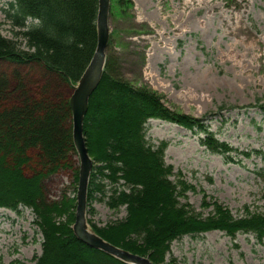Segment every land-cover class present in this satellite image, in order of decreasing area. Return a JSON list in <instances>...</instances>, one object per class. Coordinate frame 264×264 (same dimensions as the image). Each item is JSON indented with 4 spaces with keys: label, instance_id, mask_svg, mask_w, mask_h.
Wrapping results in <instances>:
<instances>
[{
    "label": "trees",
    "instance_id": "obj_1",
    "mask_svg": "<svg viewBox=\"0 0 264 264\" xmlns=\"http://www.w3.org/2000/svg\"><path fill=\"white\" fill-rule=\"evenodd\" d=\"M7 4L5 16L26 48L0 33V207L32 210L42 236L34 264H129L78 240L71 229L75 197L51 201L42 185L44 178L70 168L76 156L68 100L95 50L98 0ZM6 65L12 68L6 70ZM114 65L106 54L102 78L84 115L85 146L92 159L86 200L95 191L107 192V206H124L126 216L104 226L87 219L92 230L153 264H171L166 262L169 244L185 234L220 230L234 237L248 232L262 242L264 211L245 205L244 215L234 217L221 203L203 199L212 210L201 218L179 201L193 186L170 178L174 172L163 159L166 143H148L145 123L161 118L201 131L200 142L211 152L229 154L233 147L219 141L198 118L165 106L155 91L120 78ZM251 152L241 151L245 156ZM74 174L77 179L78 168ZM100 178L108 181V190ZM88 212L93 208L88 206Z\"/></svg>",
    "mask_w": 264,
    "mask_h": 264
},
{
    "label": "rangeland",
    "instance_id": "obj_2",
    "mask_svg": "<svg viewBox=\"0 0 264 264\" xmlns=\"http://www.w3.org/2000/svg\"><path fill=\"white\" fill-rule=\"evenodd\" d=\"M9 1L0 0V33L26 48L5 16ZM127 1L110 0L109 5L106 54L115 61V73L130 84L155 91L171 110L198 118L234 149L229 154L211 152L200 142L203 132L166 119H148L145 138L154 145L166 143L163 159L174 172L170 178L180 177L193 186L179 201L201 218L212 210L203 199L221 203L234 217L244 215L245 205L263 212L264 0ZM248 150L249 156L241 153ZM72 160L70 168L43 179L49 200L75 197L78 159ZM101 180L108 190V181ZM105 194L95 191L86 204L93 208L86 219L97 226L126 216L124 206H107ZM34 219L26 206L0 207V264H34L42 241ZM169 261L264 264V240L248 232L234 237L220 230L185 234L170 242Z\"/></svg>",
    "mask_w": 264,
    "mask_h": 264
},
{
    "label": "water",
    "instance_id": "obj_3",
    "mask_svg": "<svg viewBox=\"0 0 264 264\" xmlns=\"http://www.w3.org/2000/svg\"><path fill=\"white\" fill-rule=\"evenodd\" d=\"M109 5L110 0H98L95 20V50L82 74L73 85V90L68 100L71 111L72 142L78 158L75 212L71 229L78 240L123 262L129 264H153L147 256L132 253L103 239L92 230L86 219L87 186L92 168V159L85 146L83 120L88 108L89 97L98 85L104 72L106 47L109 40Z\"/></svg>",
    "mask_w": 264,
    "mask_h": 264
},
{
    "label": "bare ground",
    "instance_id": "obj_4",
    "mask_svg": "<svg viewBox=\"0 0 264 264\" xmlns=\"http://www.w3.org/2000/svg\"><path fill=\"white\" fill-rule=\"evenodd\" d=\"M175 12H176V11H175ZM173 19H174V18H173ZM174 20H175V19H174ZM174 28H176V25H175V24H174ZM156 34L160 36V35L162 34V32H157ZM263 52H264V51H262V53H263Z\"/></svg>",
    "mask_w": 264,
    "mask_h": 264
}]
</instances>
